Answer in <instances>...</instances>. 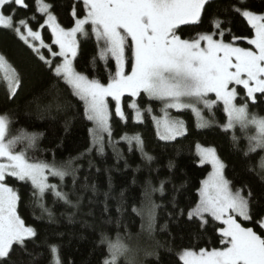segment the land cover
I'll list each match as a JSON object with an SVG mask.
<instances>
[{
    "label": "snow or ice",
    "instance_id": "obj_1",
    "mask_svg": "<svg viewBox=\"0 0 264 264\" xmlns=\"http://www.w3.org/2000/svg\"><path fill=\"white\" fill-rule=\"evenodd\" d=\"M209 2L70 0L68 14L73 24L65 27L54 14L55 5L48 0H31V3L29 0H0V29L13 32L56 78L69 87L83 102L86 119L94 125L90 129L91 145L80 157L57 162L53 153L52 160L48 161L30 156L28 152L36 147L42 133H30L25 129L10 132L12 121L7 114H0V264H13L15 253H28L29 243L37 237L36 229L26 225L18 213L21 196L9 185L10 178L30 184L33 202L42 209V214L51 217L52 212L44 204L46 193L51 192L55 199L79 207L82 197L73 203L69 194L61 190V185L64 178L71 175L75 190L79 169L72 167L73 162L93 149L103 155L105 134L117 160L123 158L115 146L119 141L112 138L113 110L109 107V98L115 102V116L125 123L128 119L126 107L134 112L136 122H143V112L137 103L141 93L159 102L162 116H154L153 120L159 138L165 141H174L187 134L185 122L173 118L170 109L190 110L197 118V127L202 128L210 126L202 108L211 113L218 104L222 105L226 114L225 131L233 130L237 125L241 130L250 126L255 129V134L247 137L248 148L244 155L264 150V117L250 114L248 110L249 103L257 102V94L264 103V13L252 11L247 0H233L225 9L227 22L213 17L209 30L205 31L200 26ZM30 9H34L31 14H19L21 10ZM233 17L246 22L253 34H234L231 29ZM189 28H192L191 34ZM44 29L50 31V42L45 41ZM89 33L95 37L98 58L108 72L107 82L89 78L74 67L80 47L78 37L87 38ZM239 42H246L250 47L240 46ZM96 59L93 57V68ZM109 60H114V69L109 70ZM0 74L6 81L9 95L15 96L21 86V77L3 54H0ZM125 96L129 101L124 100ZM238 97L241 98L239 104ZM144 111L151 113L152 108L147 107ZM68 128L66 123L65 130ZM120 139L128 143L129 151L135 142L147 161L153 159L144 151L139 134H124ZM233 142L239 143L235 135ZM19 145L24 147L17 150ZM196 148L200 163L211 164L213 171L202 181L198 202H193L187 209L180 208L173 196L172 206L177 216L186 217L195 226L197 236L209 229L216 233L220 247L182 249L177 264H264V190L257 194L248 185L233 188L224 176L225 165L215 148L199 144ZM88 163L91 167L92 161ZM169 167H173L171 162ZM258 167L260 171L255 174L261 178L264 189V156L258 161ZM249 171L255 170L250 168ZM49 177L59 178L61 185L50 183ZM163 186L164 181H161L158 189L161 193ZM88 187L84 185L85 189ZM91 190L95 193L96 186L92 185ZM104 195L107 198L108 193ZM157 207L159 205L153 204L148 213L150 232ZM100 242L107 246L103 264H118L120 257L130 252L119 236L110 239L102 235ZM48 248L52 255L50 264H63L59 246L50 244ZM28 256L29 264H32V254L28 253ZM129 264H135L134 258H130Z\"/></svg>",
    "mask_w": 264,
    "mask_h": 264
},
{
    "label": "trees",
    "instance_id": "obj_2",
    "mask_svg": "<svg viewBox=\"0 0 264 264\" xmlns=\"http://www.w3.org/2000/svg\"><path fill=\"white\" fill-rule=\"evenodd\" d=\"M48 2L55 5L53 11L62 26L73 24L68 14L70 0ZM231 3L233 0L210 1L205 6L200 29L209 30L213 17L227 22L228 13L225 9ZM247 3L255 13H264V0H247ZM33 10H21L19 14H31ZM37 18H40L39 13ZM231 29L236 35L253 34L239 17L232 18ZM191 32L192 28H189V34ZM43 34L45 41L50 42V31L44 29ZM239 43L240 46L250 47L246 42ZM79 45L74 63L76 70L89 78L107 82L108 72L104 69L103 61L98 58V46L93 35L89 33L87 38L79 37ZM0 54L6 57L21 77V86L16 95L10 96L6 81L0 74V114H7L12 121L10 132L25 129L30 133H42L36 147L28 150L29 155L51 161L54 153L57 162H67L85 153L92 142L90 129L93 125L86 119L83 102L10 30L0 29ZM93 57H97L95 68ZM114 66V60H109V70L114 69ZM124 100L129 101V97L125 96ZM238 102L241 103L240 97ZM138 103L141 109L151 107L155 114H159L161 109L159 102L143 93ZM113 105L111 102L112 138L113 141H119L115 146L123 158L118 161L116 153L105 140L103 155L93 149L73 162L72 167L79 169L76 172L75 190L71 175L64 178L62 185L59 178H49L50 183L61 185V190L69 194L73 203L82 197L78 208L55 199L49 192L44 197L45 207L53 214L49 217L47 213L42 214V209L33 202L30 184L9 179V185L16 188L21 196L18 213L26 225L37 231L35 241L28 245L32 264H50V244L59 246L63 264H103L107 246L100 242L102 235L110 239L117 236L121 239L138 237L145 230L144 217L149 218L148 213L153 204L159 207L155 208L152 254L142 257L138 264H177L182 249L220 247L216 233L209 229L197 236L195 226L186 217L177 216L172 206L173 196L180 208L187 209L193 202H198L202 181L211 172L210 166L199 164L197 144L215 148L225 165V177L231 181L233 188L248 185L257 194L264 190L261 188V178L255 174L260 171L258 161L264 156V151L257 150L248 156L244 155L248 148L246 134L240 129L231 132L220 127L226 122L222 105L218 104L215 109L218 126L207 129H198L192 116L186 113L189 119L188 132L174 141L158 138L154 121L148 113L144 114L142 123H137L134 112L126 107L128 119L125 123L115 116ZM248 109L250 114L264 117V103L260 101L259 94L257 102L249 103ZM66 123L69 125L67 131ZM124 134H139L144 142V151L153 159L147 161L135 142L129 151L128 143L120 139ZM233 135L238 138V144L233 142ZM89 160L92 161L91 167ZM170 162L173 165L171 168ZM250 168L255 171H249ZM161 181H164L163 193L158 190ZM85 184L89 186L87 189L84 188ZM92 185L96 186L95 193L91 190ZM105 193H108L107 198ZM28 253L17 251L12 258L13 264H29ZM118 264L129 263L122 259Z\"/></svg>",
    "mask_w": 264,
    "mask_h": 264
},
{
    "label": "rangeland",
    "instance_id": "obj_3",
    "mask_svg": "<svg viewBox=\"0 0 264 264\" xmlns=\"http://www.w3.org/2000/svg\"><path fill=\"white\" fill-rule=\"evenodd\" d=\"M210 1H212V0H210ZM94 37V36H93ZM95 38V37H94ZM78 39H79V37H78ZM76 59V58H75ZM74 63H75V60H74ZM75 67V66H74ZM142 94V93H141ZM144 94V93H143ZM258 95V94H257ZM210 98H212L211 97V95H210ZM111 102H113V103H115L114 101H112L111 100V98H109V107H110V109H111V106H110V103ZM137 103H138V99H137ZM237 103L239 104V102H238V98H237ZM202 107V106H201ZM217 107V106H216ZM216 107L215 108H213L212 109V111H211V113L207 110V109H203L202 108V112H203V116L205 117V119L206 120H208V121H210V126H207V127H197V118H196V116H195V114H193L190 110H184V111H181V112H178V111H176V110H174V109H170L169 110V113H170V115L173 117V118H179V119H181V120H183L184 122H185V124H186V127H187V132H188V127H189V119H188V117L187 116H185V114L186 113H189L191 116H192V118H193V121H194V125L198 128V129H207V128H210V127H212V126H218V122H217V120H218V118H217V114H216V111H215V109H216ZM142 110V112H143V121H144V117H145V113H148L151 117H152V119H153V117L155 116V117H160V116H162V112H161V109H160V111H159V114H155L154 112H153V110H152V112L151 113H149V112H147V111H144V109H141ZM249 110V109H248ZM250 113V112H249ZM226 115V114H225ZM154 121V120H153ZM91 122V121H90ZM92 123V125H93V122H91ZM138 123V122H137ZM154 124H155V128H156V133H157V126H156V123H155V121H154ZM224 125V124H223ZM223 125H221L220 127H221V129H223L224 130V128H223ZM93 127H94V125H93ZM236 129H240L241 130V128H240V126L239 125H237L233 130H228V131H231V132H233V131H235ZM245 134H246V136L248 137V136H250V135H254L255 134V129L253 128V127H248L247 129H244V130H242ZM157 136H158V134H157ZM180 137H182V136H180ZM180 137H177V139L178 138H180ZM158 138H159V136H158ZM105 140H107V135L105 134V138H104ZM160 139V138H159ZM161 140V139H160ZM162 141H165V140H162ZM21 145H19L18 146V149H19V147H20ZM202 146V145H201ZM205 147V146H204ZM17 149V150H18ZM196 151H197V149H196ZM264 151V150H263ZM216 153H217V151H216ZM217 155H218V153H217ZM197 156H198V154H197ZM198 158H199V156H198ZM220 158V157H219ZM222 161V160H221ZM199 164L200 165H208V166H210V168H211V172L213 171V169H212V166H211V164H208V163H204V164H201L200 163V158H199ZM211 172H210V174H211ZM223 172H224V169H223ZM209 174V175H210ZM209 175L207 176V178L209 177ZM224 176H225V172H224ZM50 178V177H49ZM206 178V179H207ZM226 178V177H225ZM205 179V180H206ZM202 186V185H201ZM141 216H142V214H141ZM142 218H143V216H142ZM145 219H147V218H145L144 217V221L146 222V227H145V230H144V232L141 234V235H139L138 237H132V236H128L127 238H122L121 240H122V242L123 243H125L127 246H128V248L130 249V252L127 254V256H122V257H120V259H119V261L118 262H120L122 259L123 260H125L127 263H129V260H130V258H134V261H135V264H138V260H141L142 259V257H144V256H146L147 254H149V253H151V244H152V240H153V230L154 229H152V231L150 232L149 230H148V220H149V218L147 219V220H145ZM154 222H155V219H154ZM154 228V227H153Z\"/></svg>",
    "mask_w": 264,
    "mask_h": 264
}]
</instances>
